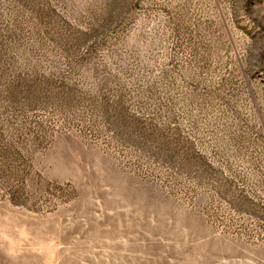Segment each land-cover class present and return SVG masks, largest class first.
Segmentation results:
<instances>
[{
  "label": "rangeland",
  "instance_id": "374dc122",
  "mask_svg": "<svg viewBox=\"0 0 264 264\" xmlns=\"http://www.w3.org/2000/svg\"><path fill=\"white\" fill-rule=\"evenodd\" d=\"M0 264H264V0H0Z\"/></svg>",
  "mask_w": 264,
  "mask_h": 264
}]
</instances>
